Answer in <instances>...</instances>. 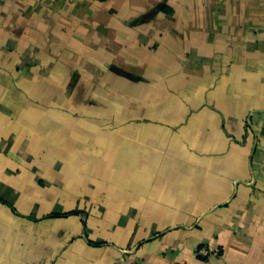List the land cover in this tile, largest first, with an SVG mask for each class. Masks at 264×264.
Listing matches in <instances>:
<instances>
[{
    "label": "crops",
    "instance_id": "0c3cea01",
    "mask_svg": "<svg viewBox=\"0 0 264 264\" xmlns=\"http://www.w3.org/2000/svg\"><path fill=\"white\" fill-rule=\"evenodd\" d=\"M0 264H264V0H0Z\"/></svg>",
    "mask_w": 264,
    "mask_h": 264
}]
</instances>
